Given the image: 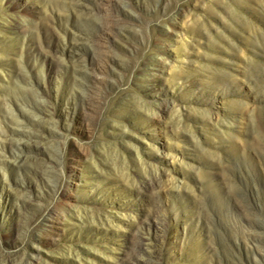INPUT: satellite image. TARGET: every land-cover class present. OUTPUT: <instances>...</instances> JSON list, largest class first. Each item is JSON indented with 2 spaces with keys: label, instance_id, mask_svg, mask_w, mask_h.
<instances>
[{
  "label": "rangeland",
  "instance_id": "rangeland-1",
  "mask_svg": "<svg viewBox=\"0 0 264 264\" xmlns=\"http://www.w3.org/2000/svg\"><path fill=\"white\" fill-rule=\"evenodd\" d=\"M0 264H264V0H0Z\"/></svg>",
  "mask_w": 264,
  "mask_h": 264
}]
</instances>
